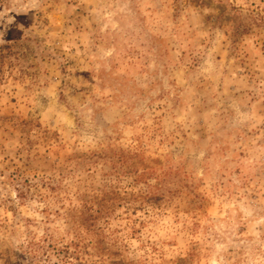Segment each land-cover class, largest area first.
<instances>
[{
    "label": "rangeland",
    "instance_id": "374dc122",
    "mask_svg": "<svg viewBox=\"0 0 264 264\" xmlns=\"http://www.w3.org/2000/svg\"><path fill=\"white\" fill-rule=\"evenodd\" d=\"M0 264H264V0H0Z\"/></svg>",
    "mask_w": 264,
    "mask_h": 264
},
{
    "label": "trees",
    "instance_id": "16d2710c",
    "mask_svg": "<svg viewBox=\"0 0 264 264\" xmlns=\"http://www.w3.org/2000/svg\"><path fill=\"white\" fill-rule=\"evenodd\" d=\"M10 46H11L10 44L5 45V46H1V47H0V51H2V50H4V49H9Z\"/></svg>",
    "mask_w": 264,
    "mask_h": 264
}]
</instances>
